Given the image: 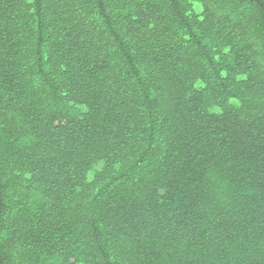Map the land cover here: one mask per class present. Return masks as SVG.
I'll return each mask as SVG.
<instances>
[{
	"label": "trees",
	"instance_id": "trees-1",
	"mask_svg": "<svg viewBox=\"0 0 264 264\" xmlns=\"http://www.w3.org/2000/svg\"><path fill=\"white\" fill-rule=\"evenodd\" d=\"M0 264H264V0H0Z\"/></svg>",
	"mask_w": 264,
	"mask_h": 264
}]
</instances>
